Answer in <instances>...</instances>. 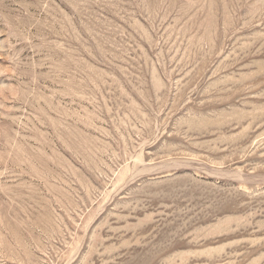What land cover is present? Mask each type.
Listing matches in <instances>:
<instances>
[{"label": "rangeland", "instance_id": "374dc122", "mask_svg": "<svg viewBox=\"0 0 264 264\" xmlns=\"http://www.w3.org/2000/svg\"><path fill=\"white\" fill-rule=\"evenodd\" d=\"M0 264H264V0H0Z\"/></svg>", "mask_w": 264, "mask_h": 264}]
</instances>
